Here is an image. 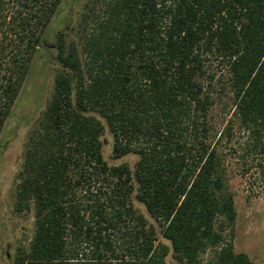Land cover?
Segmentation results:
<instances>
[{"label":"trees","instance_id":"16d2710c","mask_svg":"<svg viewBox=\"0 0 264 264\" xmlns=\"http://www.w3.org/2000/svg\"><path fill=\"white\" fill-rule=\"evenodd\" d=\"M63 1L0 0V142ZM79 37L67 47L56 35L61 67L13 191L34 230L12 264H253L233 247L218 143L235 120L243 156L264 154V0H94ZM105 131L112 158L136 154L133 167L104 159Z\"/></svg>","mask_w":264,"mask_h":264},{"label":"rangeland","instance_id":"374dc122","mask_svg":"<svg viewBox=\"0 0 264 264\" xmlns=\"http://www.w3.org/2000/svg\"><path fill=\"white\" fill-rule=\"evenodd\" d=\"M94 6V0H64L60 12L44 31L45 39L35 52L24 84L11 109L0 142V264H12L18 245H27L33 235V211L16 213L13 210L15 174L21 167L28 134L45 110L53 91L54 77L61 65L57 58V33H62L65 44L80 45L79 26L84 14ZM10 7V5L6 6ZM219 100L212 107V125L217 134L224 128L230 113L229 104ZM229 103V102H227ZM231 138L224 136L218 143L223 158L229 189L234 193L236 209L235 230L232 239L236 252H244L253 264H264V154L250 150L246 155V133L233 120ZM104 159L109 164L127 162L133 167L137 155L130 153L112 158V139L107 131L102 136ZM132 204L148 222L155 225L158 238L160 227L150 217L143 204L132 194ZM209 253L204 255V261ZM168 261L171 258L168 256Z\"/></svg>","mask_w":264,"mask_h":264}]
</instances>
